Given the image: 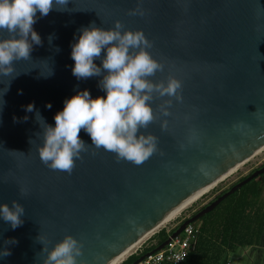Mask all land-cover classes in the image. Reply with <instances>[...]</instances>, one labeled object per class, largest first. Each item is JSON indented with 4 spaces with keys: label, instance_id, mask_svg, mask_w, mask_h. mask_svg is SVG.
I'll use <instances>...</instances> for the list:
<instances>
[{
    "label": "water",
    "instance_id": "obj_1",
    "mask_svg": "<svg viewBox=\"0 0 264 264\" xmlns=\"http://www.w3.org/2000/svg\"><path fill=\"white\" fill-rule=\"evenodd\" d=\"M116 21L124 30L143 31L152 44L148 51L164 65L148 79L167 83L176 77L183 99L153 93L155 119L140 131L157 137V151L144 163L118 162L115 154L92 146L82 129L88 145L82 159L71 174L52 170L39 156L43 129L36 111L55 126L64 101L79 91L106 97L102 76L78 80L72 74L71 46L82 28L94 22L112 29ZM33 27L42 45H33L31 59L14 62L12 76L0 75V205L17 201L25 209L16 229L0 217V250H11L0 264H42L46 254L37 237H45L51 250L67 235L83 243L77 264H108L264 143V0H70L63 11L53 7L46 17L38 12ZM9 35L0 30V38ZM94 62L102 66L101 59ZM169 100L171 114L165 116L161 106ZM31 103L35 110L27 112ZM262 174L264 166L132 264L163 249ZM11 238L18 243L6 245Z\"/></svg>",
    "mask_w": 264,
    "mask_h": 264
},
{
    "label": "clouds",
    "instance_id": "obj_2",
    "mask_svg": "<svg viewBox=\"0 0 264 264\" xmlns=\"http://www.w3.org/2000/svg\"><path fill=\"white\" fill-rule=\"evenodd\" d=\"M69 2L0 0V30L10 34L8 38H0V75L12 76L15 72L14 62L31 59L33 45H42L41 36L33 27L37 22V13L46 17L53 7L63 11ZM138 11L132 10L130 14L135 15ZM80 32L78 42L71 46V58L75 62L72 74L78 80L102 76L99 86L106 92V97L93 98L89 90L79 91L64 101L63 110L54 117L55 126L46 123L40 112L36 111V121L43 129V144L38 147L40 159L52 170L71 174L76 160L82 159L81 154L88 150V145L79 135L83 129L96 149L115 154L118 162L140 165L157 151V137L144 135L140 131L147 129L155 119L150 103L153 93L182 101V81L174 76H169L167 83H154L148 79L163 71L164 65L148 51L152 44L143 31L124 30V25L116 21L112 29L98 28L93 22ZM104 50L106 55L102 56ZM96 59L102 60V66L94 62ZM7 91L8 88L4 93ZM171 103L169 100L161 106L163 115L171 114ZM47 107L51 108V104ZM25 110L33 112L35 104H28ZM23 119L27 121L28 116ZM17 120L14 117V121ZM163 127H167V122ZM32 141L30 139L29 143ZM24 213V207L17 201H13L11 207L8 204L0 205V217L10 223L12 229L23 224L21 217ZM37 239L44 244L42 253L46 257L42 264H77V258L83 255V243L72 235L65 236L51 250L45 237L38 236ZM16 243L15 238L5 241L6 245ZM10 255L9 248L0 250V257Z\"/></svg>",
    "mask_w": 264,
    "mask_h": 264
},
{
    "label": "trees",
    "instance_id": "obj_3",
    "mask_svg": "<svg viewBox=\"0 0 264 264\" xmlns=\"http://www.w3.org/2000/svg\"><path fill=\"white\" fill-rule=\"evenodd\" d=\"M263 166L264 164L255 168L248 175L243 176L231 186L219 192L195 213H198L220 195L230 190L235 184L246 179ZM263 176L264 174L245 184L241 189L222 201L212 212L201 218L202 226H196L198 229L196 247L180 264H227L229 261L232 262L231 253L246 248H252L260 257L259 260L257 259L258 261L253 260L254 263L264 264V254H261V250L264 253ZM225 201H227L225 209L215 212ZM189 218L190 216L183 221ZM179 226L180 224L171 230L162 229L153 237L155 239L160 236L158 242L146 247L141 252L130 255L122 264L134 263L139 257L164 243Z\"/></svg>",
    "mask_w": 264,
    "mask_h": 264
},
{
    "label": "rangeland",
    "instance_id": "obj_4",
    "mask_svg": "<svg viewBox=\"0 0 264 264\" xmlns=\"http://www.w3.org/2000/svg\"><path fill=\"white\" fill-rule=\"evenodd\" d=\"M250 160L247 163H245L246 165L244 164L245 166L243 165L237 172H235L233 175L228 177L226 180L219 183V185H217L209 193H206L204 197L202 196L201 198H199L195 202L188 205L185 209H183V211L177 217H175L173 220H171L170 222H168L165 225H163L162 227H160L153 235H151L146 241H144L130 255L137 253V252H141L146 247H149V246L155 244L156 242H158V240L160 239V236H157L155 239L153 238L156 233H158L159 231H161L164 228L167 230H171V229L175 228L176 225L180 224L186 217L190 216L196 210L200 209L201 206L205 205L210 200H212L219 192L228 188L233 183L238 181L240 178H242L245 175H248L252 170H254L255 168L264 164V151H262L261 153H259L256 156H254ZM226 205H227V201H225L218 209H216L215 212H218L221 209H225ZM193 224L197 227H200V225L202 226L201 218L198 219L197 221H195ZM261 254H264L262 250H261ZM230 257L232 259V264H256L253 262V260L258 261L260 259V257L257 256L256 252L252 248H246L245 250H241V249L237 250V251L231 253Z\"/></svg>",
    "mask_w": 264,
    "mask_h": 264
},
{
    "label": "built area",
    "instance_id": "obj_5",
    "mask_svg": "<svg viewBox=\"0 0 264 264\" xmlns=\"http://www.w3.org/2000/svg\"><path fill=\"white\" fill-rule=\"evenodd\" d=\"M197 236V227L189 224L178 236L171 237L163 249L147 256L138 264H180L195 249ZM227 264H232V262L229 261Z\"/></svg>",
    "mask_w": 264,
    "mask_h": 264
},
{
    "label": "bare ground",
    "instance_id": "obj_6",
    "mask_svg": "<svg viewBox=\"0 0 264 264\" xmlns=\"http://www.w3.org/2000/svg\"><path fill=\"white\" fill-rule=\"evenodd\" d=\"M264 151V143L261 144L257 149L254 154V156L258 155ZM254 156L249 158L247 161L242 163L241 165L233 168L231 171H229L227 174H225L221 179H219L217 182L211 184L210 186L205 187L204 189L200 190L199 192L193 194L192 198L185 204L175 208L174 210L170 211L168 215L160 222V224L153 230L146 232L144 235H142L140 238L137 239V241L129 247L125 252L111 260L108 264H121L135 249H137L144 241H146L151 235H153L160 227L165 225L166 223L170 222L173 220L175 217H177L183 209H185L188 205L191 203L195 202L202 196H204L206 193H209L212 189H214L219 183L222 181L226 180L228 177L233 175L235 172H237L245 163H247L250 159H252ZM251 161V160H250ZM246 165V164H245ZM244 165V166H245Z\"/></svg>",
    "mask_w": 264,
    "mask_h": 264
},
{
    "label": "flooded vegetation",
    "instance_id": "obj_7",
    "mask_svg": "<svg viewBox=\"0 0 264 264\" xmlns=\"http://www.w3.org/2000/svg\"><path fill=\"white\" fill-rule=\"evenodd\" d=\"M201 207H202V206H201ZM196 211H197V210H196ZM196 211H195V212H196ZM195 212H194L193 214H191L190 217H192L193 215H195V214H196Z\"/></svg>",
    "mask_w": 264,
    "mask_h": 264
}]
</instances>
